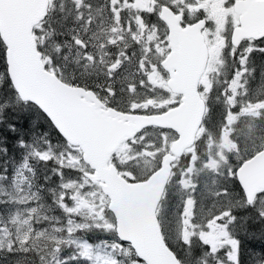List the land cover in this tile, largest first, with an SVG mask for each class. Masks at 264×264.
<instances>
[{
    "label": "snow or ice",
    "instance_id": "snow-or-ice-1",
    "mask_svg": "<svg viewBox=\"0 0 264 264\" xmlns=\"http://www.w3.org/2000/svg\"><path fill=\"white\" fill-rule=\"evenodd\" d=\"M0 264H264V0H0Z\"/></svg>",
    "mask_w": 264,
    "mask_h": 264
}]
</instances>
